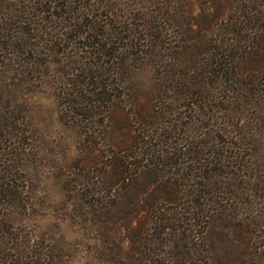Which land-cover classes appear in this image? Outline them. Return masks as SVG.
Wrapping results in <instances>:
<instances>
[{"label": "rangeland", "instance_id": "374dc122", "mask_svg": "<svg viewBox=\"0 0 264 264\" xmlns=\"http://www.w3.org/2000/svg\"><path fill=\"white\" fill-rule=\"evenodd\" d=\"M29 1L33 13L53 15L48 27L52 36L49 47H42L32 56L36 65L32 73L24 72L15 78L9 70L0 74V85L7 87L9 93L4 102L12 106L13 113H19L21 118L25 116L21 126L29 135L24 161L19 162L23 171L15 187L28 191L30 204L26 209L6 211L3 226L19 232L23 241L34 238L43 243L51 252L52 264H124L137 249V243L131 238V227H139L145 220L151 202L145 190L155 176H143L129 186L116 174L110 160L115 149L132 143L141 119L148 120L147 123L155 120L150 111L155 100H151L155 95L153 88L158 83L159 57L156 60L147 55L129 61L131 72L125 73V83L117 85L115 101L109 112L104 111L107 126L102 127L95 140H88L83 124L67 116L61 90L70 81L79 88L83 80L90 78L91 75L87 77L81 71L77 74L78 66L84 63L87 71L89 65L96 63L121 69L119 58L108 54L107 50L112 47L103 53L90 52L99 46L100 39L112 43L109 27L104 28L111 13L118 19L131 12L138 18L142 9L156 14L158 6L166 0H78L76 3L73 0L67 6H60L63 0H56L54 3L58 5L52 7V12L43 10L44 2L38 5L35 0ZM178 2L184 10L179 14L180 23L175 21L173 26L184 37L185 29L180 24L190 21L191 16L206 6L207 0ZM74 5H81L85 10ZM71 23L76 26L72 27ZM174 49L184 51V47ZM7 55L15 62L21 61V65L30 54L27 56V52L16 47L15 52ZM201 56L199 51L188 54L199 62ZM233 62L241 74H248L247 81L258 78L254 72L264 66V48H252ZM256 83L247 94L233 97L236 101L222 103L225 113L230 115L229 127L227 120L223 125L230 130L225 135L227 145H231L227 153L230 155L234 150L238 154L230 159L227 167L237 175L235 185H225L217 194L224 199L217 204L206 228L204 239L216 264H246L252 247L248 229L243 225L248 219L238 213L249 212L251 208L264 216V103L258 99ZM227 87L234 88V84H226ZM101 108L106 109V104ZM187 118H183L180 129L162 124L161 148H169L170 143L174 145L172 165L177 160L178 176L190 173L197 178L204 174L200 163L215 145L209 144L204 134L202 124L206 125L207 119L204 114V119L196 118L201 125L195 130L189 128ZM167 119L171 118L165 116L157 121L167 123Z\"/></svg>", "mask_w": 264, "mask_h": 264}, {"label": "trees", "instance_id": "16d2710c", "mask_svg": "<svg viewBox=\"0 0 264 264\" xmlns=\"http://www.w3.org/2000/svg\"><path fill=\"white\" fill-rule=\"evenodd\" d=\"M54 1L35 0L34 3L44 2L46 8L43 10L52 12V7L58 5ZM72 1L63 0L60 6L72 4ZM77 1L74 0L75 3ZM30 2L0 0V74L9 70L15 78L24 72L32 73L36 67L32 56L42 47H49L52 34L48 27L53 15L33 13ZM176 2L163 1L156 14L142 9L138 18L132 12L121 19L111 16V13L104 28L109 27L112 43L100 39L99 46L90 52L103 53L104 49L112 47L107 50L108 54L119 58L121 69L96 63L95 66L89 65L87 71V63H84L78 66L77 74L81 71L87 77L91 75L90 78L83 80L79 88L70 81L61 90L67 116L83 124L88 140H95L102 127L107 126L104 111L109 112L115 101L117 85L125 83V73L131 72L129 61L147 55L156 60L159 57L158 83L153 88L155 95L151 100H155L151 102L150 111L155 120L147 123L148 120L141 119L132 143L115 149L110 160L116 174L129 186L139 182L143 176H155L154 182L145 190L151 201L145 220L139 227H131V238L137 243V249L129 262L124 260V264H216L204 238L217 204L224 199L217 194L225 185H235L237 175L227 167L230 159L238 154L234 150L230 155L227 153L231 145H227L225 135L230 130L223 125L227 122L229 127L230 115L225 113L222 103L247 94L255 82L258 99L264 103V66L254 72L258 78L247 81L248 74H241L233 62L252 48H264V0H207L206 6L191 16L190 21L180 24L185 29L184 37L177 34L173 26L175 21L180 23L179 14L184 10L183 5ZM75 7L85 10L81 5ZM16 47L18 51L27 52V56L30 54L27 62L21 65V61L15 62L7 55L15 52ZM180 47H184L183 52L174 49ZM194 51L201 52L200 62L188 57ZM77 83L73 81V84ZM229 83L234 84V88H226ZM7 90L0 85V264H52L51 252L43 243L34 238L23 241L19 232L3 226L6 211L26 209L30 204L28 191H19L15 187L22 173L19 162L24 161L29 135L21 126L25 123V116L16 115L12 106L4 102L9 94ZM103 104H106V109L101 108ZM203 114L207 117L206 125L202 124L204 134L215 148L210 149L211 152L199 165L204 174L197 178L190 173L180 177L177 160L172 165L174 145L170 143L169 148H161L162 124L180 129L183 118L188 116V126L195 130L201 125L197 119L203 118ZM165 116L171 118L167 123L157 121ZM238 215L248 219L243 225L248 229L252 247L246 264H261L264 261V216L251 208L249 212Z\"/></svg>", "mask_w": 264, "mask_h": 264}]
</instances>
